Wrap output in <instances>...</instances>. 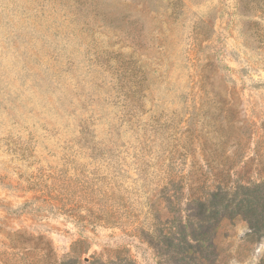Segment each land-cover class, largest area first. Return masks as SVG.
Returning a JSON list of instances; mask_svg holds the SVG:
<instances>
[{
    "label": "rangeland",
    "instance_id": "374dc122",
    "mask_svg": "<svg viewBox=\"0 0 264 264\" xmlns=\"http://www.w3.org/2000/svg\"><path fill=\"white\" fill-rule=\"evenodd\" d=\"M263 14L0 0V264H264L243 217L170 236L191 196L264 182Z\"/></svg>",
    "mask_w": 264,
    "mask_h": 264
},
{
    "label": "trees",
    "instance_id": "16d2710c",
    "mask_svg": "<svg viewBox=\"0 0 264 264\" xmlns=\"http://www.w3.org/2000/svg\"><path fill=\"white\" fill-rule=\"evenodd\" d=\"M172 15L177 16V12H172ZM260 31L264 33V30H259L256 32L257 36L261 34ZM188 202V208L184 210L186 214L184 227L178 233L176 231L170 233V236L176 234L182 237L183 244H186L187 239L192 241L187 242L188 249L185 252L196 249L192 243L207 241L205 234L199 231L195 234V229L192 227H195V222L201 224L198 228L206 224L208 226L206 231H210L214 223L218 224L223 219L233 220L243 217L250 222L254 233L264 230V182L250 185L237 183L232 187L219 183L216 188L206 194L191 196ZM176 215L172 218L181 221L180 215L178 213Z\"/></svg>",
    "mask_w": 264,
    "mask_h": 264
}]
</instances>
